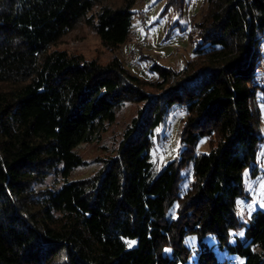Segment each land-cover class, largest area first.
<instances>
[{"label": "trees", "instance_id": "1", "mask_svg": "<svg viewBox=\"0 0 264 264\" xmlns=\"http://www.w3.org/2000/svg\"><path fill=\"white\" fill-rule=\"evenodd\" d=\"M203 1L192 60L180 70L154 63L158 78L145 80L119 56L102 63L51 49L83 20L117 49L138 0H0V264H232L207 236L240 264H264V209L247 223L237 214L264 138V0ZM128 102L142 106L116 152L70 179L85 163L76 148ZM176 107L184 147L154 176V130ZM203 138L209 151L198 153ZM50 176L61 185L45 184Z\"/></svg>", "mask_w": 264, "mask_h": 264}, {"label": "rangeland", "instance_id": "2", "mask_svg": "<svg viewBox=\"0 0 264 264\" xmlns=\"http://www.w3.org/2000/svg\"><path fill=\"white\" fill-rule=\"evenodd\" d=\"M170 0H138L134 6L136 14L133 17L132 34L130 40L117 49L106 47L99 35L83 20L75 28L67 32L51 49H63L70 53L84 55L87 59H97L102 63L113 57L123 58L126 52L139 60L142 70L130 66V70L145 80H156L158 73L151 71L150 66L159 63L165 67L180 70L192 60L196 46L194 23L200 19L205 10L203 0H186L179 5L169 4ZM97 7L89 16L98 11ZM124 60V58H123ZM264 68V65H261ZM263 73V72H262ZM151 90V89H150ZM153 91V90H152ZM259 109V129L264 137V92L257 99ZM257 102V101H256ZM142 103L128 102L117 111L116 120L106 125L94 141L81 143L76 151L85 163L77 167L70 179H81L94 175L102 168L104 158L113 155L123 135L136 116ZM185 116L184 110L174 108L164 122L154 130L150 148L152 173L158 175L161 170L183 149L181 143V122ZM209 139L203 138L197 148L198 153L209 151ZM192 166L183 170L184 179L180 183L181 193L188 188L189 175ZM254 168L256 176L252 175ZM188 176V177H186ZM60 177L50 176L45 184L61 185ZM244 186L246 196L240 197L237 202L238 218L246 223L253 212L264 209V138L259 147L256 163H252L245 170ZM177 205L170 210L171 216H176ZM243 230L233 232V236L240 235ZM205 241L218 251L221 258H227L232 264H240L242 260L236 256H227L218 250L217 238L207 236ZM186 244L192 248L191 262L199 256L200 245L196 235L187 238Z\"/></svg>", "mask_w": 264, "mask_h": 264}, {"label": "built area", "instance_id": "3", "mask_svg": "<svg viewBox=\"0 0 264 264\" xmlns=\"http://www.w3.org/2000/svg\"><path fill=\"white\" fill-rule=\"evenodd\" d=\"M123 58H124V61H125V63H126L127 65H130V66L135 67V68H137V69H139V70H142V66H141L140 62H139L138 60H136L135 57L132 56L131 53L126 52V53L124 54ZM258 71H262V72H264V68L261 67V66H259V67H258Z\"/></svg>", "mask_w": 264, "mask_h": 264}, {"label": "snow or ice", "instance_id": "4", "mask_svg": "<svg viewBox=\"0 0 264 264\" xmlns=\"http://www.w3.org/2000/svg\"><path fill=\"white\" fill-rule=\"evenodd\" d=\"M239 234L242 235V233H239ZM131 243H134V242H130V243H129V246H131Z\"/></svg>", "mask_w": 264, "mask_h": 264}]
</instances>
